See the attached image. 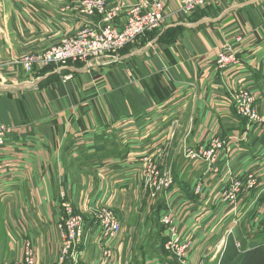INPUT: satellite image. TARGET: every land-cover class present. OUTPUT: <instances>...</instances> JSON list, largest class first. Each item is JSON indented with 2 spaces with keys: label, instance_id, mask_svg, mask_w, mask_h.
<instances>
[{
  "label": "crops",
  "instance_id": "obj_1",
  "mask_svg": "<svg viewBox=\"0 0 264 264\" xmlns=\"http://www.w3.org/2000/svg\"><path fill=\"white\" fill-rule=\"evenodd\" d=\"M81 1L0 0V124L12 128L0 147V224L2 219L8 226L7 244L0 239V250L13 249L22 235L34 244L36 264H58L55 224L62 193L84 204L102 199L94 193L117 196L120 190L131 192L136 203L146 200L141 211L120 204L128 213L120 215L134 216L137 210V219L132 226L121 224L111 245L113 264L163 262L166 234L160 219L168 205L173 209V189L156 201L143 193L141 159L152 157L160 167L174 165L181 172L174 187L175 216L181 233L194 241L189 264H264V126L249 130L231 97L255 89L264 116V0H208L191 17L179 13L180 0H165L163 29L127 46L116 61L69 63L33 75L21 71L16 61L22 55L43 53L90 23ZM125 17L124 11L121 27ZM224 45L233 46L239 66L217 68ZM174 123L180 127L178 140L185 136L175 149ZM245 135L228 146L227 161L235 176L256 174L258 186L231 211L220 200L228 180L226 160L214 173L182 155L216 138ZM168 143L170 161L160 154ZM74 170L89 177L74 185ZM205 172L207 194L196 197L194 183ZM94 230L85 227L92 245L98 238ZM86 259L94 262L95 256L89 253Z\"/></svg>",
  "mask_w": 264,
  "mask_h": 264
},
{
  "label": "built area",
  "instance_id": "obj_2",
  "mask_svg": "<svg viewBox=\"0 0 264 264\" xmlns=\"http://www.w3.org/2000/svg\"><path fill=\"white\" fill-rule=\"evenodd\" d=\"M179 13L191 17L201 11L208 0H180ZM165 0H138L133 5L127 6L120 3L113 4L109 0H82L81 11L91 20L99 21L93 25L90 21L75 36L65 39L61 44L50 50L24 57L22 64L28 74H36L51 67L66 66L69 63L84 64L90 61H116L117 54L127 46L134 44L149 33L159 32L163 29L166 15ZM125 11V23L121 27L119 18ZM240 61L232 45H224L216 58V66L220 70H229L239 66ZM232 100L238 116L248 120V129L253 130L264 126V117L258 113L256 104L258 92L255 89L240 90L232 94ZM12 128L0 124V147L6 144V138ZM247 136L245 135L243 140ZM205 150H191L188 158L191 160L204 159L215 162L223 151L228 150L226 140L213 139ZM141 164L145 165L144 179L145 191L150 199L158 200L167 196L173 189V177L168 172L160 171V165L152 157H144ZM217 173L219 168H209ZM228 180L221 191L220 200L231 205L234 210L238 207L239 198L254 190L258 186L256 174L249 173L244 176H235L227 162ZM169 209L162 214L160 222L166 241L163 252L166 258L159 264H189L187 254L191 243L187 235H182L176 220L175 211ZM61 208L66 214L61 217L58 224L60 232L61 252L60 260L63 264L67 260L76 262L77 246L80 244L85 232L86 219L73 214L71 203L65 194L61 195ZM98 222L104 232L103 240L106 248L103 249L102 264H110L113 258L111 245L117 239L121 224L114 214L105 211L98 216ZM36 250L33 242L27 241L24 246L22 260L14 264H35Z\"/></svg>",
  "mask_w": 264,
  "mask_h": 264
},
{
  "label": "rangeland",
  "instance_id": "obj_3",
  "mask_svg": "<svg viewBox=\"0 0 264 264\" xmlns=\"http://www.w3.org/2000/svg\"><path fill=\"white\" fill-rule=\"evenodd\" d=\"M180 6H181V1H180ZM35 54H39V53L36 52V53H28V54L22 55L21 58H19L16 61V63H17L16 66L21 71H23L26 74H28L26 72V70H25V67L22 64V60L26 56L35 55ZM29 75H32V74H29ZM256 109H257L258 113L261 114V112H260L259 107H258L257 104H256ZM261 116H263V115L261 114ZM239 118L242 119V120H244V121H246L247 125L249 124V121L248 120H245V119L241 118L240 116H239ZM178 128L180 129V127L178 126V124H175L174 127H173V132H174L173 133V148L174 149H175V145H178V147H179V145H181V141L185 137L184 136L181 140H178V138H177V136H178L177 132L179 131ZM219 139L220 140H226L227 143H228V145H230L231 143H234V142L239 143V141H242L243 140V138H241V139L240 138H219ZM210 144L211 143H209L206 147L199 148V149H196L194 151L201 150V149L205 150V149H207L209 147ZM171 146H172L171 143H168L167 144V149H165V151L163 150L164 152L162 151L160 153L162 155V158L167 156V158H166L167 161H170L169 160V156L170 155L168 153L171 150L170 149ZM189 151H191V149H185L184 150V155H182L183 156L182 158L185 161H188L190 163H195V162L196 163L197 162L198 163H202V164L206 165L208 169L209 168H213V167L217 168L218 167L217 164H218V162H220V160H226V162H229L230 163V161H227L228 158H229V156L227 154V151L220 152L221 155H220V157L217 158V160L215 162H212V161L211 162H207L204 159L191 160L190 158H188V152ZM169 166L170 165L160 167V171L168 172L173 177V209H174L175 214H176V210L178 211L177 204H178V201H179V199H178L179 197L177 196V192L174 193V189H175L174 187L177 186V182H176L177 181V178H176V176L178 177V174L181 173V172L180 171H175L174 165H173V169L171 167H169ZM144 168H145V165H141V169L139 171V175H140V178H139L140 181H139V183H141L142 190L143 191H145V184H144L145 183V179H144L145 177H144V171H143ZM225 170H226V174H228L227 164H225ZM203 173L195 181V183H194V189H193L194 195L196 197L199 196L201 198L204 197L203 194H205V195L207 194V189H205V179L207 178L208 173L205 172V175L206 176H204L205 177L204 179H203ZM70 175L73 178L72 179L73 180L72 182L75 183L74 185H77V183L79 184L81 182L83 183L84 182V179H86V178L89 177V174L88 173H84V172L78 173L75 170H74V173L73 174L70 173ZM81 176H82V179H80ZM71 189H73V191L75 190V192H76L75 195H77V192L80 190V188L78 186L77 187L76 186L75 187H72ZM84 189L87 190V188H84ZM64 192H65V196L67 197L66 191H64ZM143 193H145V195L147 196V199L149 201H156V200L150 199L149 196L146 194V191L143 192ZM94 196H95L96 199H98L97 197H102V199H98V201H92L93 200L92 199L90 202H85L84 204H82V203H75L74 201L68 199V201L71 203V206L73 208V214L76 215V216H83V217H85V219H86L85 227H87L88 230H90V231H92L93 229H95L94 231L95 232H98V238H97L96 244L94 243L96 246L87 243V241H86L87 239H85V232H84V236L82 237L81 242L77 246V250H76V257L77 258L79 256H81V254H83L84 251L87 254V250H89V253H91V256H95V261L94 262L93 261H91V262L87 261L86 256L89 255V253H88L87 255L86 254L84 255V258H82V261L79 260L80 259V257H79V259H77L76 262H74V264H97V263L98 264H102L103 249L106 248V246H105V243H104V240H103L104 232L101 229L100 222L97 221L98 220V216H100V214H105V211H109L112 214H114L115 218L119 221L120 224H123V222H124V223H128V224H130L132 226L133 224H135V220L137 219V214H136L137 210L138 211H141L142 210L141 205H143L142 203L145 202V200H146L145 199V200L141 201V199H140V202L136 203L135 200H134L135 198L131 195V192H129V191H120V190L117 191V196L116 195H112V194L110 195L109 193H104V192H103L102 196L99 193H97V194L94 193ZM240 198H239V200H240ZM131 200H132V202H131ZM123 201L126 202L128 206H130V204H132L134 206V209L137 207V210L135 211V213H132L134 216H130L129 217V216H126V215H123V216L120 215V214H128L127 212L122 213L121 212V209H119V206H120V204ZM144 205H146V203H144ZM226 206L231 211H234V208L231 205H226ZM60 209H61V214H60L61 216H60L59 219H61V217L64 216V214H66L65 211L62 208H60ZM156 212H155V214H156ZM1 217L2 216L0 214V218ZM58 221L60 222V220H58ZM4 222H6V221L1 219V224H0V239L2 241V244H7V230H8V226L6 224L4 225L3 224ZM12 222H14V219L12 220ZM59 222H57V224H55L57 226V230H58V224H59ZM121 230H122V226H121V229H120V233H121ZM17 232L20 233V231H17ZM182 235H185V234L182 233ZM18 236H19V238H18L17 244L14 247H12L13 249L7 248V249H4L2 251L0 250V264H5V263L14 264V263L22 260L23 255H24V246H25V243L28 240L24 242V240L22 239V235L21 236L18 235ZM91 236L92 235H89L88 236V241H90V239H91L90 237ZM187 237H188V240L191 243L190 251L187 254V257H189V254L194 249V241H193V238L190 237V235H187ZM58 240L60 242V232H59V230H58ZM59 244H60V252H61V243H59ZM79 247H80V249H79ZM163 249H164V245H163ZM94 251H97L96 252V255H94ZM60 252L58 254L57 262H58V264H63L61 262V260H60ZM112 253H113V251H112ZM19 255H20V257H19ZM164 255L166 256L165 253H164ZM70 261H72V260H70ZM78 261H79V263H78ZM66 263H67V261H66ZM113 263H114V253H113V258H112V261H111L110 264H113ZM198 264H200V263H198Z\"/></svg>",
  "mask_w": 264,
  "mask_h": 264
}]
</instances>
